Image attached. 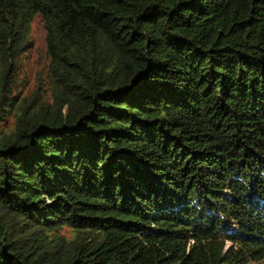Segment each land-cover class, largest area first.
I'll return each instance as SVG.
<instances>
[{
    "label": "trees",
    "instance_id": "obj_1",
    "mask_svg": "<svg viewBox=\"0 0 264 264\" xmlns=\"http://www.w3.org/2000/svg\"><path fill=\"white\" fill-rule=\"evenodd\" d=\"M0 70V264H264V0H0Z\"/></svg>",
    "mask_w": 264,
    "mask_h": 264
},
{
    "label": "rangeland",
    "instance_id": "obj_2",
    "mask_svg": "<svg viewBox=\"0 0 264 264\" xmlns=\"http://www.w3.org/2000/svg\"><path fill=\"white\" fill-rule=\"evenodd\" d=\"M29 42L31 43V48L22 57L20 71L16 78L15 92L17 97L32 91L38 75L42 74L46 69L45 31L39 16H36L30 25ZM12 122V117H9L3 123V126H12ZM58 232L66 238H72L73 236V231L67 227H62Z\"/></svg>",
    "mask_w": 264,
    "mask_h": 264
}]
</instances>
